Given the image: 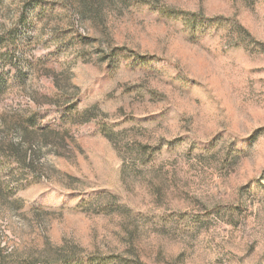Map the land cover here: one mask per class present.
<instances>
[{"label": "rangeland", "instance_id": "1", "mask_svg": "<svg viewBox=\"0 0 264 264\" xmlns=\"http://www.w3.org/2000/svg\"><path fill=\"white\" fill-rule=\"evenodd\" d=\"M0 76V264H264V0H0Z\"/></svg>", "mask_w": 264, "mask_h": 264}, {"label": "trees", "instance_id": "2", "mask_svg": "<svg viewBox=\"0 0 264 264\" xmlns=\"http://www.w3.org/2000/svg\"><path fill=\"white\" fill-rule=\"evenodd\" d=\"M115 51V50H113ZM112 51V52H113ZM1 76H0V93H1ZM33 116L30 117L28 120H25L27 121V127L26 129H23V133H22V136H21V142L24 141L27 146L26 148L24 149V151L22 152L20 150V152H16L15 157H17L18 160L14 161L16 163H20V162H23V163H26L28 162L29 165H32L36 159H38V152L40 151L41 149V146L38 145V141L39 142H44L45 140L49 139L48 135L50 134H57L56 132L57 131H54V130H51L49 129L48 127H45V126H38L36 127L34 121H33ZM41 136L40 139L37 137L39 135H36L38 134ZM38 140H36V138ZM42 139V140H41ZM31 143H34L36 145H33L32 147L30 146ZM47 141L44 142V144L46 145ZM11 146L13 144H10ZM19 145H21V143H18L17 145H15L16 147H18ZM14 146V145H13ZM16 151V150H15ZM23 153V154H22ZM9 158V156L6 155V153L4 152H1L0 151V159L1 160H4V159H7Z\"/></svg>", "mask_w": 264, "mask_h": 264}]
</instances>
